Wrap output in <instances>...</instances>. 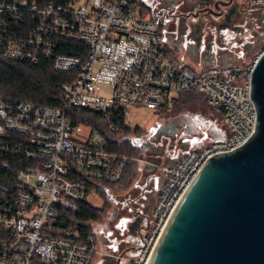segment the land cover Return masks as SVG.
<instances>
[{"label": "built area", "instance_id": "obj_1", "mask_svg": "<svg viewBox=\"0 0 264 264\" xmlns=\"http://www.w3.org/2000/svg\"><path fill=\"white\" fill-rule=\"evenodd\" d=\"M253 2L264 14V0ZM22 9L36 23L28 33L9 35L3 14L21 21ZM64 41L74 44L75 54L56 52ZM0 51L33 63L43 56L55 70L71 74L70 82L62 84L63 107L0 97V151L29 161L18 167L0 161L12 173L9 183L0 182V264H93L96 232L61 225L60 210L75 212L88 202L90 190L122 181L131 159L108 149L98 130L73 125L68 109L94 111L115 131L129 126L130 104L170 111L172 92L192 90L220 115L222 136L160 167L163 181L152 207L151 232L138 256L127 259L130 264L147 263L178 200L207 159L241 144L254 128L249 85L264 52V33L247 63L192 67L166 42L161 17L148 0H71L64 5L0 0ZM80 127L89 129L83 141L73 136Z\"/></svg>", "mask_w": 264, "mask_h": 264}, {"label": "water", "instance_id": "obj_2", "mask_svg": "<svg viewBox=\"0 0 264 264\" xmlns=\"http://www.w3.org/2000/svg\"><path fill=\"white\" fill-rule=\"evenodd\" d=\"M249 97L252 132L202 165L146 264H264V52L250 76Z\"/></svg>", "mask_w": 264, "mask_h": 264}, {"label": "flooded vegetation", "instance_id": "obj_3", "mask_svg": "<svg viewBox=\"0 0 264 264\" xmlns=\"http://www.w3.org/2000/svg\"><path fill=\"white\" fill-rule=\"evenodd\" d=\"M148 1L161 17L166 42L189 65L244 64L262 44L264 14L253 0ZM204 109L205 113L168 111L147 133L134 137L131 143L151 176L159 173L162 165L218 138L216 129L220 122L211 109ZM206 141L209 142L205 144ZM156 193V189L150 188L147 199L144 200L142 191L127 200L125 206L130 215L124 216L117 227L129 233L136 229L138 241H143V232L150 229L153 220L151 211ZM125 249L126 254L132 248ZM118 255H110L108 264H117Z\"/></svg>", "mask_w": 264, "mask_h": 264}, {"label": "trees", "instance_id": "obj_4", "mask_svg": "<svg viewBox=\"0 0 264 264\" xmlns=\"http://www.w3.org/2000/svg\"><path fill=\"white\" fill-rule=\"evenodd\" d=\"M71 0H29V2L37 5H44L48 2L54 4H66ZM21 21L11 19L9 16L3 14L9 28L5 30L12 35H23L28 33L29 27L35 25L36 19L32 20L28 9L20 10ZM74 45L71 42H60L56 52L75 54L71 49ZM71 74L66 72H59L53 68L52 61L49 58L40 56L36 63L31 61H22L9 59L0 51V97L13 101L28 100L36 104H46L52 106H64V100L60 93L62 84L70 82ZM197 98L208 105L202 95L195 91H188L185 93L184 99ZM188 100V99H186ZM183 100L178 104V107L185 105ZM176 103V102H175ZM172 109L170 111L173 110ZM212 108V107H211ZM66 116L73 125L85 124L91 126L93 129L102 133L106 140V147L115 151L119 155H124L133 159L135 155V147L128 140L120 141L119 137L135 132H140L138 127H130L121 125L118 130L112 131L109 124L98 113L89 111L81 107H74L66 111ZM6 160L12 166H21L29 164V161L21 154H9L0 151V161ZM82 175V174H81ZM12 173L8 169L0 166V182L9 183ZM116 183H102L97 186L100 196H104L105 189L115 185ZM95 185L89 181V186ZM104 205L93 204L89 202H81L77 211L60 210V224L65 227H78L82 232L92 228V223L100 219Z\"/></svg>", "mask_w": 264, "mask_h": 264}, {"label": "rangeland", "instance_id": "obj_5", "mask_svg": "<svg viewBox=\"0 0 264 264\" xmlns=\"http://www.w3.org/2000/svg\"><path fill=\"white\" fill-rule=\"evenodd\" d=\"M253 57L254 55H252L250 59H252ZM103 92L106 95L110 94V90L108 87H104ZM185 93L186 92L178 91L172 92L171 95L175 100L173 102L174 106L171 112L182 110L190 113V111L193 110L195 112L205 113L206 110L204 109V107H208L209 110L211 109V113L217 118V120L219 122L221 121L219 113H217L213 108H211L209 105L204 104L203 101H199V99L197 98H186L188 100L184 99ZM196 93L200 94L199 92ZM183 100H186V104L178 107V104ZM167 112L168 111L164 110L163 108L156 109L147 107L146 105L142 104H130L129 112L126 116L127 122L132 128H140V132L127 134L124 136L122 135L121 137H119L120 141L128 140L129 142H132L136 135L142 134L143 132L147 133V131L154 127L156 125L155 123L157 121H160L162 116ZM88 130L89 129L86 127H80L78 131L73 135L74 139L81 141L85 140V134ZM216 130V136H219L221 130L218 128ZM208 142L209 141H206L205 144ZM138 153V149L135 148V155L133 159H131L130 164L131 170L129 172V176L126 179L124 177L120 183L106 188L104 196H100L99 190L92 189L89 191L86 197L88 202L99 205L101 204L105 207L104 211H102L100 219L92 223V228L94 229V231L105 237L106 246H102V250L105 251L104 248H106L107 251V249L110 248L111 250H114L115 252L118 251L120 253L125 249V247L130 246V248H132L129 250V252L123 254L121 264H130L129 261L127 262V259L138 256L140 249H136V247L142 244V241H138L140 236L136 229L133 231V233H129L127 232V230L121 231V229L117 227V224L122 220V218H124V216L130 215V210L126 209L125 204L128 202L127 200L133 199L136 195L139 194V192L142 191H144L145 193L144 200L147 199V197L150 196V186L155 187V183L152 179L153 176H151V171H148L144 168L145 162H141L139 160ZM115 206L117 208V211H113V208ZM152 224L153 222L151 223V226ZM151 226L146 233L143 232L144 236L148 235L151 232ZM102 250L97 248V254L93 260V264L94 261H99L100 264H108V258L104 257L105 254Z\"/></svg>", "mask_w": 264, "mask_h": 264}, {"label": "crops", "instance_id": "obj_6", "mask_svg": "<svg viewBox=\"0 0 264 264\" xmlns=\"http://www.w3.org/2000/svg\"><path fill=\"white\" fill-rule=\"evenodd\" d=\"M190 66H192V67H201V66H203V65H193V64H190ZM221 120V119H220ZM218 129H220L221 131H220V135L218 136V137H220V136H222L223 135V133H224V131H225V128H224V126H223V124H222V122L220 121V124H219V127H218ZM217 131V130H216ZM130 170H131V165H130V167H129V169L127 170V173H126V175H125V179L129 176V172H130ZM153 181H154V185H155V187H153V186H150V188H152L153 187V189H158V187L161 185V183H162V181H163V175H162V173L159 171V173H157V174H153ZM121 182V181H120ZM120 182H118V183H120ZM117 184V183H116ZM90 203V202H89ZM116 207V206H115ZM113 211H117L116 209H114L113 208ZM96 236H97V241H96V244H97V248H99V249H101L102 250V246L103 247H105L106 246V240H105V237L103 236V235H101V234H99V233H97L96 232ZM105 249V251H103L104 252V254H105V256L104 257H106V258H108L110 255H112V254H114L115 256H117V254L119 253L118 251L117 252H115L114 250H111L110 248H108L107 249V251H106V248H104ZM115 252V253H114ZM97 254V253H96ZM96 254L94 255V258L96 257ZM102 256V255H101ZM125 258V257H124ZM123 259V258H122ZM94 260V259H93ZM109 261V260H108ZM127 262H128V260H127ZM94 264H100L99 263V261H94ZM104 264H106V263H104Z\"/></svg>", "mask_w": 264, "mask_h": 264}]
</instances>
